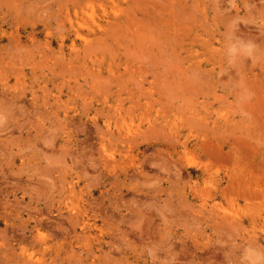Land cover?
<instances>
[{
  "label": "rangeland",
  "instance_id": "rangeland-1",
  "mask_svg": "<svg viewBox=\"0 0 264 264\" xmlns=\"http://www.w3.org/2000/svg\"><path fill=\"white\" fill-rule=\"evenodd\" d=\"M263 27L264 0H0V264H264Z\"/></svg>",
  "mask_w": 264,
  "mask_h": 264
},
{
  "label": "bare ground",
  "instance_id": "bare-ground-1",
  "mask_svg": "<svg viewBox=\"0 0 264 264\" xmlns=\"http://www.w3.org/2000/svg\"><path fill=\"white\" fill-rule=\"evenodd\" d=\"M249 1V0H248ZM193 2V1H192ZM178 3V2H177ZM173 4V3H172ZM193 9V8H192ZM178 11V10H177ZM191 12V11H190ZM194 12V11H193ZM176 13V12H175ZM192 13V12H191ZM239 13V12H238ZM187 14V13H186ZM193 14V13H192ZM245 14V13H244ZM184 16V15H183ZM230 17H232V16H230ZM229 17V18H230ZM243 17V16H242ZM233 18V17H232ZM192 20V19H191ZM238 24H239V22H238ZM245 25H247V24H245ZM259 29V28H258ZM263 29H264V27H263ZM61 30V29H60ZM259 31H261V30H259ZM174 33V32H173ZM263 38V37H262ZM262 38H260V39H262ZM264 40V39H263Z\"/></svg>",
  "mask_w": 264,
  "mask_h": 264
}]
</instances>
